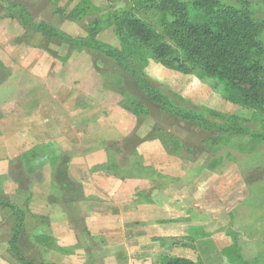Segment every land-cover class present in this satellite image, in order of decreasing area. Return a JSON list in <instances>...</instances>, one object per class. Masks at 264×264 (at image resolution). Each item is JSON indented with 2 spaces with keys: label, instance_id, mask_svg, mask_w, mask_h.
I'll return each mask as SVG.
<instances>
[{
  "label": "rangeland",
  "instance_id": "374dc122",
  "mask_svg": "<svg viewBox=\"0 0 264 264\" xmlns=\"http://www.w3.org/2000/svg\"><path fill=\"white\" fill-rule=\"evenodd\" d=\"M168 1L0 0V264H101L67 224L117 167L191 192L199 264H264V106L118 35L134 18L168 42ZM217 1L249 8L264 66V0Z\"/></svg>",
  "mask_w": 264,
  "mask_h": 264
},
{
  "label": "trees",
  "instance_id": "16d2710c",
  "mask_svg": "<svg viewBox=\"0 0 264 264\" xmlns=\"http://www.w3.org/2000/svg\"><path fill=\"white\" fill-rule=\"evenodd\" d=\"M167 7L171 21L164 22L163 29L171 46L158 40L144 23L134 18L124 21V33L121 30L119 37L125 36L126 40L150 49L153 57L169 68L198 70L213 77L224 86L228 101L234 105L248 101L264 106V66L256 58L259 26L249 8L227 6L217 0H170ZM113 171L120 174V179L141 177L131 169L117 167ZM157 264L199 263L166 257Z\"/></svg>",
  "mask_w": 264,
  "mask_h": 264
},
{
  "label": "crops",
  "instance_id": "0c3cea01",
  "mask_svg": "<svg viewBox=\"0 0 264 264\" xmlns=\"http://www.w3.org/2000/svg\"><path fill=\"white\" fill-rule=\"evenodd\" d=\"M46 154L57 155L49 150ZM170 184L160 189L147 180L122 181L106 176L101 186L104 197L88 198V206H82L67 230L72 228L71 236H87L94 231L93 240L110 251L101 264H157L166 257L198 263L199 257L194 254V239H198L191 230L193 222L200 224L203 220H192L191 192L177 195ZM203 197L196 196L194 203ZM213 235L220 243L219 236Z\"/></svg>",
  "mask_w": 264,
  "mask_h": 264
}]
</instances>
